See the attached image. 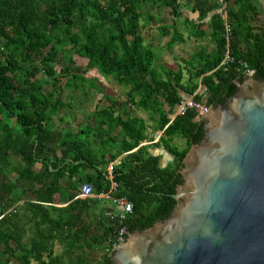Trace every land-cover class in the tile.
<instances>
[{"label": "trees", "instance_id": "1", "mask_svg": "<svg viewBox=\"0 0 264 264\" xmlns=\"http://www.w3.org/2000/svg\"><path fill=\"white\" fill-rule=\"evenodd\" d=\"M215 1L227 3L228 40L223 12H216L214 49L200 47L173 70L156 65V50L143 33L159 22L170 49L180 33L159 20L180 16L178 0H0V264H112L121 230L125 240L127 232L169 216L182 159L204 137L197 108L177 114L180 103L189 97L207 107L226 103L246 74L241 62L264 79V9L252 0ZM192 33L204 35L199 28ZM227 47L234 62L223 70ZM74 56L86 66H75ZM91 70L126 89L125 100L86 77ZM71 88L96 89L99 96L95 108L70 125L60 110ZM176 137L184 149L172 143ZM145 140L151 143L140 145ZM98 145L116 153L98 156ZM158 146L171 156L164 166L152 152ZM120 153L115 196L133 204L121 223L105 215L102 200L78 197V181L92 182L95 193L108 190L105 173L78 179V167L101 169ZM57 194L65 205H56Z\"/></svg>", "mask_w": 264, "mask_h": 264}, {"label": "water", "instance_id": "2", "mask_svg": "<svg viewBox=\"0 0 264 264\" xmlns=\"http://www.w3.org/2000/svg\"><path fill=\"white\" fill-rule=\"evenodd\" d=\"M236 84L202 114L169 216L127 232L112 264H264V79L246 73Z\"/></svg>", "mask_w": 264, "mask_h": 264}, {"label": "rangeland", "instance_id": "3", "mask_svg": "<svg viewBox=\"0 0 264 264\" xmlns=\"http://www.w3.org/2000/svg\"><path fill=\"white\" fill-rule=\"evenodd\" d=\"M261 6L264 8L263 4ZM153 13V12H152ZM161 23L164 22V20H159ZM160 24V23H158ZM156 21H152L151 27L147 28L150 30H146L143 33V36L146 40L150 41L154 49L156 50L157 58H156V65L157 66H166L168 68H171L173 70H176L177 67L184 66V63L182 62V59H188L196 50H198L200 47H205L207 50H213L214 45L213 43L209 42L208 39L201 40V42H194L193 40H187L185 42H175L174 45L168 49L167 48V38H163L159 35V28L157 29L155 27ZM160 36V37H159ZM159 37V38H158ZM75 60V66L85 67L87 60L74 56ZM61 62L64 64L65 61L61 60ZM57 68H59L57 66ZM86 77L88 78H96L97 84L99 86H103L105 88V93L115 100L119 102H123L125 100L126 96V89L120 87L117 85L114 80L110 77H100L94 72V70L89 71L86 74ZM86 90L84 89H67L63 93V98L65 102L67 103V106L60 110V113L63 114L67 118V123L71 125V120L74 119L77 123L78 121H81V119L86 116L90 111H92L97 103V99L99 96V93L96 91V89H92L88 93H85ZM106 106V102H101L100 107ZM201 107L207 106L201 104ZM202 111L200 114H198L197 120L206 122V116H202ZM140 116L143 118H147L145 113L140 112ZM73 129H78V125H73ZM151 134V133H150ZM153 137L158 136L159 133L152 134ZM172 143L176 145L179 149H184L186 146V143L183 139L176 137ZM163 154H165V157L171 158V156L167 153V151L164 149L162 150ZM165 157L162 158V162L166 159ZM164 163V162H163ZM58 197V194L56 195V198ZM58 206L63 205L60 202V197L57 198ZM101 205H104L105 207H113V205L107 201L102 200ZM55 252H59L61 250L60 244H55Z\"/></svg>", "mask_w": 264, "mask_h": 264}, {"label": "crops", "instance_id": "4", "mask_svg": "<svg viewBox=\"0 0 264 264\" xmlns=\"http://www.w3.org/2000/svg\"><path fill=\"white\" fill-rule=\"evenodd\" d=\"M252 1L256 4H259V6L262 9H264L261 6V4H263V6H264V0H252ZM178 3H179L178 10L180 12V16L177 18H174V16L171 15L168 17H164L162 19V20H164L163 24L171 25V29H170L171 34L174 33V30H173L174 28H176L178 30V32L180 33V35L177 36L176 41L177 42H185L187 40L188 41L193 40L194 42H201V40L208 39V41L213 43V45H214V41L212 40V36H211L210 20H211L212 15L216 12H223V14H224L225 13V7L227 6V3L222 2V5H220V2L217 3L215 0H178ZM207 9L209 10L208 15L206 17L202 18L200 16V12L205 11ZM158 23L159 22L156 21L155 27L157 29L159 28V25H160ZM198 28L202 29V31H204V35H202V37H199V36L196 37L195 34L192 33L194 31V29L197 30ZM163 38H167V40H169V36H163ZM209 52H211V50ZM199 90H200V88H198L197 91H199ZM81 121H82V119H81ZM81 121H78V122H81ZM78 129H79V127H78ZM92 133H91V135H92ZM157 133H159V135L156 137L154 136L152 143H156L162 134L161 132H157ZM92 136H94V135H92ZM150 143L151 142L145 140L140 145H147ZM95 149L97 151L96 153L98 156L101 154H105L106 156H109L110 154L116 153V148H113L110 146L103 147V146L98 145L95 147ZM162 150H164L163 146H158L156 148H152V152L154 154L160 156V163L162 166H164L165 164H167L171 160V158H167V156L165 157V154H163ZM124 154L125 153H120L116 159L108 161L106 164L103 165V167L101 169L99 168V166L78 167V179L81 177L88 176L92 173H95L98 170L102 171L103 173H106L107 165L111 164V163H113L114 165L117 164L119 159ZM161 157L166 158L163 161L164 163L162 162ZM68 182L69 181L67 180V178H63L61 180V183L64 187L67 186ZM90 183H92V182H90ZM81 184L78 181V189H79ZM57 198L55 199L56 202H58ZM61 204L65 205L64 203H61ZM56 205H58V204H56ZM59 206H61V205H59Z\"/></svg>", "mask_w": 264, "mask_h": 264}, {"label": "built area", "instance_id": "5", "mask_svg": "<svg viewBox=\"0 0 264 264\" xmlns=\"http://www.w3.org/2000/svg\"><path fill=\"white\" fill-rule=\"evenodd\" d=\"M226 8V7H225ZM224 17V28H225V35L226 39L228 40V35L230 33V26L227 23L226 20V10L225 13L223 14ZM234 62V56L232 53L229 51L228 47L224 53V56L219 64V67H222L223 70H227L228 66ZM240 66L245 69L246 73H253L254 71L250 70L248 68V65L246 62H241ZM188 107H194L197 108L198 114L204 113V111H207L208 108L206 107H201V104H197L193 101L192 97L185 99L180 103V105L177 108V114H184L186 109ZM113 166L114 164H108L107 165V170L105 173L106 176V181L108 183V190L107 191H101L99 193L94 192V186L90 182H84L80 185L78 189V197L80 198H96L98 200H107L109 201L113 207H108L105 215L110 219V220H116L119 223H121L128 215H130L133 211V204L131 201H129L125 197H117L115 196V192L117 190L118 184L114 181L113 179ZM123 233L124 230H121L117 236V244L121 243L123 239ZM116 244V245H117Z\"/></svg>", "mask_w": 264, "mask_h": 264}]
</instances>
